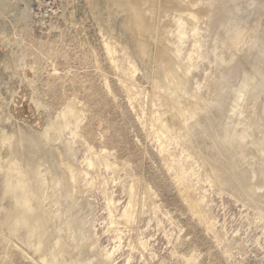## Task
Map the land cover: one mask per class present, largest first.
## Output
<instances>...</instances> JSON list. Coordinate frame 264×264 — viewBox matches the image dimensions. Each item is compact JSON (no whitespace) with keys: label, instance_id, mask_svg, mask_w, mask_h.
Wrapping results in <instances>:
<instances>
[{"label":"rangeland","instance_id":"1","mask_svg":"<svg viewBox=\"0 0 264 264\" xmlns=\"http://www.w3.org/2000/svg\"><path fill=\"white\" fill-rule=\"evenodd\" d=\"M128 2L0 0V264H264V0Z\"/></svg>","mask_w":264,"mask_h":264},{"label":"bare ground","instance_id":"2","mask_svg":"<svg viewBox=\"0 0 264 264\" xmlns=\"http://www.w3.org/2000/svg\"><path fill=\"white\" fill-rule=\"evenodd\" d=\"M139 1H140V0H129V2H128V4H129V8H128V9L131 10V14L135 15L134 23L136 24V26H137L136 28H138V31H140V30H142V28H144V25H143V18L141 17V11H140V8H138V6H140ZM6 5H7V4H6ZM6 5H5V6H6ZM143 16H144V15H143ZM143 30H144V29H143ZM145 30H146V29H145ZM145 30H144V31H145ZM163 46H164V45H163ZM162 50H163V49H162ZM166 58H167V57H166ZM167 61H168V60H167ZM168 62L170 63V61H168ZM168 62H166V63H168ZM20 97H21V96H20ZM18 101H19V100H18ZM19 102H20V101H19ZM19 121H20V120H19ZM42 126H43V125H42ZM46 126H47V125H46ZM48 129H49V128H48ZM44 130H46V129H44ZM3 139H4V138H3ZM8 165H9V164H8ZM14 167H15V166H14ZM11 168H12V167H11ZM11 168H10V169H11ZM15 168H16V167H15ZM8 169H9V168H8ZM10 169H9V170H10ZM7 175H8V173H7ZM10 175H11V176H14L13 179L17 178V177H16L17 175H15V172H14L13 170H12V171H9V176H10ZM7 177H8V176H7ZM10 179H11V178H10ZM18 179H19V178H18ZM14 181H15V180H14ZM16 181H18V180H16ZM11 182H13V181H11ZM19 182H20V181H19ZM9 184H10V183H9ZM13 184H14L13 186H15L16 183L13 182ZM11 186H12V185H11ZM11 186L7 184L6 187H11ZM6 187H5V188H6ZM11 188H12V187H11ZM15 188H16V187H15ZM11 190H12V189H11ZM6 192H7V190H6ZM13 192H14V191H13ZM22 192H23V191H22ZM8 193H9V192H8ZM14 194H15V193H14ZM21 198H22V197H21ZM17 199H18V198H17ZM25 201H26V199H25ZM25 201H24V202H25ZM24 204H25V203H24ZM26 204H27V202H26ZM22 205H23V204H22ZM23 206H24V205H23ZM25 206H26V205H25ZM25 206H24V207H25ZM12 207H13V206H12ZM14 207H15V206H14ZM20 207H21V206H20ZM26 207H28V206H26ZM16 208L18 209L19 207L16 206ZM16 208H14V209H16ZM20 209H22V207H21ZM20 209H19V210H20ZM19 210H18V211L15 210V211L18 213V212H20ZM27 210H28V208H27ZM30 210H31V209H30ZM30 210H29V211H30ZM12 211H13V210L11 209V212H12ZM21 211H22V210H21ZM24 211H25V210H24ZM13 213H14V211H13ZM17 213H16V214H17ZM22 213H24V212H22ZM28 213H29V212H28ZM9 214H10V213H9ZM11 214H12V213H11ZM11 214H10V215H11ZM20 214H21V213H20ZM30 214H31V211H30ZM22 215L25 217L26 220H28V218H30V216H31V215L28 216L29 214H28V215H25V213L22 214ZM32 216H33V215H32ZM8 217H10V216L8 215ZM15 217H16V216H14L13 218H15ZM19 217H20V216L18 215L17 218H19ZM21 217H22V216H21ZM5 218H7V217H5ZM31 218H32V217H31ZM33 218H36V217H33ZM10 219H12V218H10ZM22 219H24V218H22ZM20 220H21V219H20ZM8 221H9V220H8ZM8 221H7V222H8ZM11 221H12V220H11ZM23 221L25 222V220H23ZM8 223H9V222H8ZM19 223H20V222H19ZM12 225H13V224H12ZM34 225H35V224H34ZM34 225H33V226H34ZM33 226H32V227H33ZM4 227H5V226H4ZM12 227H13V226H12ZM34 227H35V226H34ZM41 229H42V228H41ZM36 230H37V229H36ZM10 231H11V230H10ZM39 234H40V233H39ZM41 235H42V233H41ZM41 235H40V236H41ZM36 236H37V235H36ZM38 236H39V235H38ZM38 238H39V237H38ZM41 241H42V239H41ZM33 243H34V242H33ZM39 243H40V242H39ZM40 245H41V243H40Z\"/></svg>","mask_w":264,"mask_h":264},{"label":"built area","instance_id":"3","mask_svg":"<svg viewBox=\"0 0 264 264\" xmlns=\"http://www.w3.org/2000/svg\"><path fill=\"white\" fill-rule=\"evenodd\" d=\"M31 8L35 10H42L44 14L55 13V3L56 0H30Z\"/></svg>","mask_w":264,"mask_h":264},{"label":"water","instance_id":"4","mask_svg":"<svg viewBox=\"0 0 264 264\" xmlns=\"http://www.w3.org/2000/svg\"><path fill=\"white\" fill-rule=\"evenodd\" d=\"M22 102L24 103V100H22Z\"/></svg>","mask_w":264,"mask_h":264}]
</instances>
